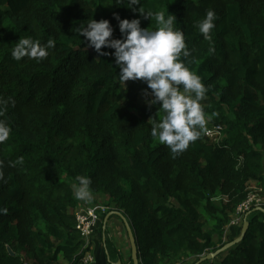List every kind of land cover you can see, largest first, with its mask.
Masks as SVG:
<instances>
[{"label": "trees", "instance_id": "obj_1", "mask_svg": "<svg viewBox=\"0 0 264 264\" xmlns=\"http://www.w3.org/2000/svg\"><path fill=\"white\" fill-rule=\"evenodd\" d=\"M141 2L175 14L190 50L182 59L211 86L202 104L222 137L203 132L175 156L155 144L149 120L163 114L148 103L147 84L121 82L114 55L101 56L77 30L108 19L121 38L116 13L145 28L155 21L119 0H0V98L8 101L0 120L12 129L0 144V264H78L90 247L76 212L101 203L109 220L122 212L131 223L140 264H264V206L245 214L241 242L199 263L233 240L226 227L252 184L264 194V0ZM209 9L216 27L206 40L195 25ZM21 36L56 47L41 62L16 61ZM78 175L92 180L91 203L74 198ZM101 231L107 262L134 264Z\"/></svg>", "mask_w": 264, "mask_h": 264}, {"label": "clouds", "instance_id": "obj_2", "mask_svg": "<svg viewBox=\"0 0 264 264\" xmlns=\"http://www.w3.org/2000/svg\"><path fill=\"white\" fill-rule=\"evenodd\" d=\"M119 3L134 12L138 11L144 19L155 21L157 27H142L139 18L121 19L116 13L121 38H113L114 28L108 19L91 18L77 30L80 36L85 37L88 46L101 56L114 55L121 82L125 84L129 80H142L147 84L153 97L148 103L159 105L158 117L163 114L162 118L149 120L152 123L150 135L155 141L166 145L174 156L179 155L201 137L215 115H209L202 104L211 86L206 85L203 77L182 59L190 55V50L185 33L174 26L177 20L175 14L169 12L166 16L165 11L145 10L141 0H119ZM136 5L141 6L137 8ZM215 20V12L209 9L204 18L196 23L204 39L211 40V32L216 27ZM55 47V39L41 43L31 37L21 36L11 56L16 61L27 57L41 62L48 57L49 50ZM105 47L114 49V53L105 52ZM7 103L0 98V105ZM11 132L10 125L0 120V144L10 138ZM75 180L77 183L71 185L74 198L91 203L94 198L91 178L78 175ZM6 212L7 209L0 208V213Z\"/></svg>", "mask_w": 264, "mask_h": 264}, {"label": "built area", "instance_id": "obj_3", "mask_svg": "<svg viewBox=\"0 0 264 264\" xmlns=\"http://www.w3.org/2000/svg\"><path fill=\"white\" fill-rule=\"evenodd\" d=\"M207 138L218 141L222 137V126L206 127L204 132ZM259 191H252L247 198L243 200L235 209L230 221L231 225H242L245 214L254 206H264L263 189L258 187ZM110 208L105 204L88 205L79 208L76 212V228L85 239V248L90 244L91 237L95 234L99 226L104 222ZM95 262V256L90 251H86L78 264H92Z\"/></svg>", "mask_w": 264, "mask_h": 264}, {"label": "crops", "instance_id": "obj_4", "mask_svg": "<svg viewBox=\"0 0 264 264\" xmlns=\"http://www.w3.org/2000/svg\"><path fill=\"white\" fill-rule=\"evenodd\" d=\"M252 187H256V183H253ZM101 228L104 229L103 224L99 226V228L96 230L95 235L91 237V240L89 242L90 245L88 247H90V252L94 254L95 256V262L93 264H111L107 262V259H106V252H105L106 250L102 243L103 233L101 231ZM107 229L109 231V236L113 239V242L117 248V251L123 256L125 261H128L130 255L132 256V250H131V244H130L128 232H126L127 229H126L124 221L119 215H116L114 218H111V220H109L107 224ZM241 229H242L241 225H231L229 223L228 226L226 227V234L227 233L229 234L227 236L225 235V239L231 240V239L237 238L241 234ZM118 261H121V260L118 259ZM194 261L195 259L192 261L189 260L185 264H192ZM64 262L65 261H63V263Z\"/></svg>", "mask_w": 264, "mask_h": 264}, {"label": "water", "instance_id": "obj_5", "mask_svg": "<svg viewBox=\"0 0 264 264\" xmlns=\"http://www.w3.org/2000/svg\"><path fill=\"white\" fill-rule=\"evenodd\" d=\"M259 209L264 210L263 207H259ZM114 214L119 215L122 218V220L124 221L126 229H127V232H128L130 244H131L133 262H134V264H140L139 249H138L137 239H136L135 232H134V230L132 228L131 223L128 221L127 217L122 212H114ZM110 216H111V213H108L106 215L105 219H104V222H103L104 229L107 228V224H108ZM248 229H249V222L245 221L243 223V226H242V229H241V234L237 238L231 240L229 243H227L224 247L219 249L217 252L209 253L207 255H203L201 257L199 263L204 261V260L215 258L219 253H221L223 251H226L230 247H232V246L236 245L237 243L241 242L244 239ZM104 240H105V238H104ZM10 252L13 253L11 250H10ZM117 264H122V262L118 261Z\"/></svg>", "mask_w": 264, "mask_h": 264}, {"label": "rangeland", "instance_id": "obj_6", "mask_svg": "<svg viewBox=\"0 0 264 264\" xmlns=\"http://www.w3.org/2000/svg\"><path fill=\"white\" fill-rule=\"evenodd\" d=\"M126 83V82H125ZM149 96H151L150 94H149ZM147 98V97H146ZM206 127H208V124H207V126ZM159 142L158 141H156L155 142V144H158ZM257 186L256 187H252V191H259V190H257ZM262 195L264 196V194L262 193ZM102 202H107V200L106 199H103V200H101ZM101 204H103V203H101ZM105 204V203H104ZM205 220L206 221H208V216L207 215H205ZM208 225H212V222L211 221H209V223H208ZM125 228V227H124ZM125 231H126V229H125ZM127 232V231H126ZM229 233H227L226 234V236L228 235ZM192 260H194V259H192ZM64 263H66V262H64ZM174 264H176V262L174 263Z\"/></svg>", "mask_w": 264, "mask_h": 264}]
</instances>
